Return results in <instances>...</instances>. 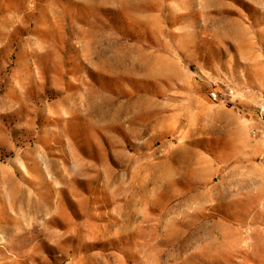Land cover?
I'll return each mask as SVG.
<instances>
[{"label":"rangeland","instance_id":"obj_1","mask_svg":"<svg viewBox=\"0 0 264 264\" xmlns=\"http://www.w3.org/2000/svg\"><path fill=\"white\" fill-rule=\"evenodd\" d=\"M0 264H264V0H0Z\"/></svg>","mask_w":264,"mask_h":264},{"label":"built area","instance_id":"obj_2","mask_svg":"<svg viewBox=\"0 0 264 264\" xmlns=\"http://www.w3.org/2000/svg\"><path fill=\"white\" fill-rule=\"evenodd\" d=\"M224 96L225 94L223 93H217V92L212 93V98L214 101H221Z\"/></svg>","mask_w":264,"mask_h":264}]
</instances>
